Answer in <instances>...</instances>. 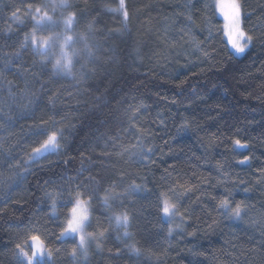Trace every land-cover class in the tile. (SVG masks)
<instances>
[{
	"label": "trees",
	"instance_id": "16d2710c",
	"mask_svg": "<svg viewBox=\"0 0 264 264\" xmlns=\"http://www.w3.org/2000/svg\"><path fill=\"white\" fill-rule=\"evenodd\" d=\"M214 1L126 0L124 22L108 10L119 0H71L72 8L55 11V0H0V264H19L15 244L30 251L32 234L52 250L49 264H264V0H239L242 27L254 38L243 56L231 49ZM28 4L47 5L57 32L68 11L78 12L75 31L93 24L96 58L85 63L81 53L75 78L53 75L58 46L47 58L30 42L21 46L35 24ZM17 8L23 24L10 19ZM50 34L36 30L38 41ZM41 119L63 139L58 153L32 163ZM138 144L152 149L144 159L132 154ZM245 155L251 160L238 163ZM82 161L89 171L79 176ZM89 176L80 189L85 201L91 196L84 261L78 238L57 239V225L68 214L60 186ZM45 192L58 201V220ZM229 192L232 206L247 205L240 220L216 209ZM165 200L183 222L175 235L163 219ZM124 214L127 236L115 219Z\"/></svg>",
	"mask_w": 264,
	"mask_h": 264
},
{
	"label": "snow or ice",
	"instance_id": "6c2138e0",
	"mask_svg": "<svg viewBox=\"0 0 264 264\" xmlns=\"http://www.w3.org/2000/svg\"><path fill=\"white\" fill-rule=\"evenodd\" d=\"M53 11L57 8L60 9H70L73 7L71 0H55L51 5ZM45 6H35L28 4L26 12L31 16V19L35 21V24L32 28L30 34H25L24 40L21 44L22 47L31 43L35 48L36 52L42 57L47 58L52 54V50L59 47L61 57L56 58L55 62L52 64L53 75H58L63 73L65 76L75 78L72 73V67L74 62H78V59L81 56V53L85 55V63L92 60L95 57V52L93 51L94 47L98 45L93 44L95 40L96 29L93 28V24L89 23L87 25V33L75 31V24L77 22L78 12L68 11L66 15L62 13L61 23L63 24V31L57 32L54 29L58 26L57 20L45 10ZM214 7L219 10L223 15L224 19L227 21L225 24L226 32L228 38V43L237 53H244L246 48L252 43L253 36L246 33L242 27L243 23V12L239 0H228L227 3L224 0H215ZM109 11L119 13L122 15L123 21L127 22L129 19V11L126 7V0H119V6L117 8H108ZM20 9H15L11 12L10 19L17 22L18 24H23L24 21L21 16L18 14ZM34 13V14H33ZM38 28L48 29L51 34L43 38L42 41H38L36 37V30ZM9 31L11 29L9 28ZM245 41V43H241ZM77 45H82V47H77ZM85 65H82L84 67ZM95 71V69H92ZM43 87V85H42ZM55 96V94H54ZM136 117H133L135 120ZM53 124L57 123L52 121ZM48 121L41 119L39 125H34L35 132L34 135L38 138L35 143L39 144L38 147L32 148V155L30 156V162L36 163L38 158L45 157V154L58 153L61 148L60 141L63 139V130H60L59 134L56 131L49 132L47 129ZM186 126V125H185ZM43 137V139H39ZM235 147L244 149L248 148L249 145L245 142H242L240 139H235L233 141ZM136 151L132 154L135 156H140L141 159L146 158L147 152H151L152 149H147L145 151L142 144L134 145ZM124 152H128L129 149L125 147ZM107 155V153H105ZM251 160V157L245 155L243 159L239 160L238 163L246 164ZM84 171H89V169L83 167L82 161V170L78 174L79 176L83 175ZM261 174L264 175V170L261 171ZM95 177L89 176L85 180H75L72 183H75V188H72L70 184H65L60 186L61 192L69 193L68 199L66 201L59 202L61 206L68 208L67 219L63 224H58L57 227L61 228L59 236L57 239L65 238L71 235L73 239L78 238V248H84L86 237H92L93 233L87 232L86 229L91 225L90 213L88 204L91 201V196L88 201H85L82 198V192L80 189L84 188L88 181L94 179ZM104 179L103 177L101 178ZM53 181H46L45 184H51ZM183 187V186H182ZM132 190H143L141 185L132 184L129 186ZM187 190V189H186ZM92 191H95L93 189ZM247 191V189H245ZM75 193V195H72ZM45 197L51 201L50 207L52 209V215L50 219L58 220L59 216L56 215V208L58 206V201L52 198V194L45 192ZM103 206L109 208L111 205L109 203L110 197L108 194H105L100 198ZM69 205H71L69 207ZM174 204L168 203L167 200L163 203L162 211L164 215L168 216L172 214V210L175 209ZM216 209H223L224 214L227 215L228 219L240 220L243 218V215L246 212L247 205L243 201L235 203L232 206V194L229 192L226 196L219 199ZM115 219L117 223L121 220L124 222L125 232L124 235H130L127 231L129 224V218L126 214L116 215ZM107 229L102 230L99 235L102 237ZM28 240L31 242L30 251L25 249V246H22L20 243L15 244L16 255L19 258V264H49L52 256V250L47 249L45 242L41 239L40 235L32 234L28 237ZM77 254V248H73L71 255L75 257ZM47 255L48 260H44V256Z\"/></svg>",
	"mask_w": 264,
	"mask_h": 264
},
{
	"label": "rangeland",
	"instance_id": "374dc122",
	"mask_svg": "<svg viewBox=\"0 0 264 264\" xmlns=\"http://www.w3.org/2000/svg\"><path fill=\"white\" fill-rule=\"evenodd\" d=\"M224 2L227 3L228 0H224ZM214 4H215V1H214ZM215 9L217 11L218 16L223 20L224 31L226 32L225 24L227 23V21L224 19L223 15L219 12V10L217 8H215ZM225 36H226V39L228 41V38H227L226 34H225ZM241 43H245V41H241ZM250 46H251V44L246 48L244 53H237L235 51V49H233L231 47V45H230V47L233 50L234 54L237 55V56H243L247 52V50L250 48ZM2 62H4V60L1 58L0 59V67L3 65ZM4 84H5V86H7V82L6 81L4 82ZM8 86H9L10 91H13L12 90L13 86L11 84H8ZM13 93L15 94V92H13ZM13 100H15L17 102H20L21 104L26 103V106H28L31 103V100H29V97H27L25 92H20L19 94H15ZM163 203H164V201H163ZM163 203H162V205H163ZM173 211H175V209H173ZM173 211H172V214L168 215V216L164 215V213H163L164 221L169 224L170 235H175L176 233L181 231L180 229L182 228V225H183V222L174 215L175 213H173ZM68 237H71V235H69ZM65 238H67V237H65ZM89 246H90V238L86 237V242H85L84 248H82V249L79 248V256L84 261H86L88 256H89ZM46 251H47V249H46ZM44 260L45 261L48 260L47 255L44 256Z\"/></svg>",
	"mask_w": 264,
	"mask_h": 264
}]
</instances>
